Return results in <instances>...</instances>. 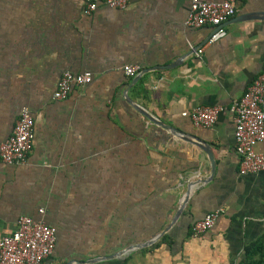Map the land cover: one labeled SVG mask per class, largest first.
I'll return each mask as SVG.
<instances>
[{"label": "crops", "instance_id": "crops-1", "mask_svg": "<svg viewBox=\"0 0 264 264\" xmlns=\"http://www.w3.org/2000/svg\"><path fill=\"white\" fill-rule=\"evenodd\" d=\"M189 3L128 0L123 9L100 3L86 14L82 0H0V143L21 109L34 119L25 161L0 159V238L30 216L57 232L45 264H236L244 257V246L264 232V171L239 172L229 106L264 72V0H240L222 25L225 36L211 44L209 26H185ZM125 65L139 70L127 76ZM65 71L89 72L91 81L55 100ZM213 105L224 109L209 127L182 115ZM255 150L264 152V140ZM188 185L164 233L170 247L161 237L100 258L159 233ZM217 209L213 226L193 236L191 224Z\"/></svg>", "mask_w": 264, "mask_h": 264}, {"label": "built area", "instance_id": "built-area-1", "mask_svg": "<svg viewBox=\"0 0 264 264\" xmlns=\"http://www.w3.org/2000/svg\"><path fill=\"white\" fill-rule=\"evenodd\" d=\"M84 12L91 14L98 6L123 9L128 0H82ZM240 0H221L218 2L190 0L184 20L187 27L209 26L212 33L207 44L225 36L223 23L236 12ZM202 49L197 51V55ZM135 65H125L122 71L133 76L138 71ZM91 81L89 72L72 73L65 71L57 81L52 94L53 99H66L74 86L83 87ZM224 109L221 105L197 106L182 113L188 116L194 126L209 127ZM233 114L235 152L239 157L241 174L264 171V152L255 150L256 143L264 140V72L256 77L239 99L229 106ZM34 119L23 108L18 114L11 134L0 143V159L6 164L23 163L32 146ZM42 212V209H39ZM220 210L207 213L195 220L190 227L191 234L197 236L211 228ZM56 245V229L42 220L30 216H20L16 228L0 238V264H45Z\"/></svg>", "mask_w": 264, "mask_h": 264}, {"label": "water", "instance_id": "water-1", "mask_svg": "<svg viewBox=\"0 0 264 264\" xmlns=\"http://www.w3.org/2000/svg\"><path fill=\"white\" fill-rule=\"evenodd\" d=\"M131 104L136 110H138L142 115H144V117H146V119H148L150 122H152L155 125H157V122H159V121H156V119L154 117H152L149 113H147V112L143 111L142 109H140L139 107H137V105H134L133 103H131ZM202 149H203L204 153L206 154V157L208 158V161L210 162L211 171L213 172L214 171V161H213V158L211 156L212 151H211V149H208V147H204V146L202 147ZM200 181H201V179L199 180V182ZM190 186L191 185L187 186L185 194L182 197L181 201H179L177 210H176L174 216L171 218L169 224L166 225L159 233H157L156 235L152 236L151 238H149L144 243L137 244V245H131L127 249H123V250L115 252V253H113L111 255L100 256V258L102 260H105V259H108V258L121 256V255H123V254H125V253H127V252H129V251H131L133 249H135V248L149 246V245L153 244L154 242H156L157 240H159L164 235V233L167 231L169 226L175 221L176 217L180 213V211H181V209H182V207H183V205H184V203L186 201V198L188 196V193H189V190H190ZM92 260H95V258L94 259H90L89 261H92ZM76 262H80V261L76 260ZM83 262H85V261H83Z\"/></svg>", "mask_w": 264, "mask_h": 264}, {"label": "trees", "instance_id": "trees-1", "mask_svg": "<svg viewBox=\"0 0 264 264\" xmlns=\"http://www.w3.org/2000/svg\"><path fill=\"white\" fill-rule=\"evenodd\" d=\"M172 241V238L166 234L160 239V242L165 243L168 247H170ZM243 251L244 257L236 264H264V232L248 242Z\"/></svg>", "mask_w": 264, "mask_h": 264}]
</instances>
